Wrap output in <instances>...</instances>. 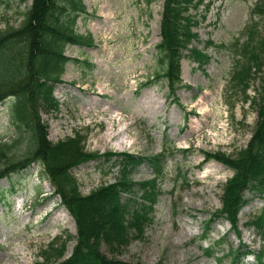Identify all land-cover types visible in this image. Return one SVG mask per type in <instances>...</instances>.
Instances as JSON below:
<instances>
[{
  "label": "rangeland",
  "instance_id": "1",
  "mask_svg": "<svg viewBox=\"0 0 264 264\" xmlns=\"http://www.w3.org/2000/svg\"><path fill=\"white\" fill-rule=\"evenodd\" d=\"M258 1L206 0V9L191 10L198 22L194 46L212 59L204 68L182 60L181 77L187 88L178 92L179 104H172L165 81L142 88L163 70L156 47L161 42L164 0H154L150 6L145 0H84L87 12L78 20L77 30L92 35L95 46H68L66 56L88 61L94 69L66 66L55 89L60 110L42 114L49 140L57 143L78 132L86 136L91 153L164 155L165 165L154 222L144 239L116 254L104 248L108 258L129 264H232L231 253L241 245L264 253V241L247 227L262 208L261 199L246 193L251 203L240 214L237 235L229 222L214 216L222 208L224 187L234 173L204 158L234 154L246 148L253 136L257 113L250 101L264 95V67L252 76L245 94L234 77L237 61H246L243 47L250 41L251 27L264 36V16L254 14ZM31 5L32 1L0 0V31L8 25L19 27ZM210 42L214 45L207 48ZM12 104L11 99L0 104V144L14 145V151L23 154L30 136L16 143ZM114 161L101 159L73 170L83 196L114 182ZM153 176L152 168L144 165L133 178L141 183ZM67 214L42 166L1 181L0 264H39L52 245L61 247L67 241L61 261L69 258L77 234ZM209 247L223 260L208 259ZM256 263L252 255L242 260V264Z\"/></svg>",
  "mask_w": 264,
  "mask_h": 264
},
{
  "label": "trees",
  "instance_id": "2",
  "mask_svg": "<svg viewBox=\"0 0 264 264\" xmlns=\"http://www.w3.org/2000/svg\"><path fill=\"white\" fill-rule=\"evenodd\" d=\"M32 1L17 28L7 26L0 31V104L11 99L10 116L18 135L16 143L25 140V153L14 151V145L0 144V181L29 170L33 165L43 167L44 173L60 197L76 225V245L69 258L61 261L66 246L52 245L42 255L39 264H129L117 258H108L103 249L116 254L143 240L146 230L154 222V207L161 194L164 179V155L143 158L128 153H91L86 148V136L73 137L53 143L49 140V126L43 121V112H58L61 104L55 97L56 87L68 64L94 69L88 61L66 56L68 46L93 48L92 35L80 34L78 20L86 12L84 0H20ZM150 6L154 0H145ZM206 0H164L160 23L161 42L157 45L162 72H156L142 88L165 81L168 100L179 104L178 92L187 86L182 80V60L190 59L199 68L209 65L211 57L194 46L199 35L194 31L198 22L191 10L205 6ZM208 6H205V9ZM254 14L264 16V0H259ZM249 43L243 47V60L237 61L235 83L245 94L252 76L264 67V36L256 27L249 31ZM214 43L207 44L210 48ZM238 52V51H237ZM247 99L249 97L247 96ZM257 113L253 136L246 148L227 155L205 154V161H216L233 171L222 196V208L214 216L229 222L239 234V216L251 203L246 193L257 194L263 206L247 222V227L264 241V95L251 99ZM15 143V144H16ZM105 159L114 161V182L103 184L88 196L80 192L73 170L83 164ZM152 168V180L137 183L134 173L142 166ZM140 196V200L136 199ZM242 245L231 253L232 264H242L244 256L253 254L256 264H264V253H253ZM208 259L216 258L210 247L205 251ZM61 261V262H60Z\"/></svg>",
  "mask_w": 264,
  "mask_h": 264
},
{
  "label": "bare ground",
  "instance_id": "3",
  "mask_svg": "<svg viewBox=\"0 0 264 264\" xmlns=\"http://www.w3.org/2000/svg\"><path fill=\"white\" fill-rule=\"evenodd\" d=\"M68 215V214H67ZM69 216V215H68ZM70 217V216H69ZM25 223H26V218L24 217L23 218V224L25 225Z\"/></svg>",
  "mask_w": 264,
  "mask_h": 264
}]
</instances>
